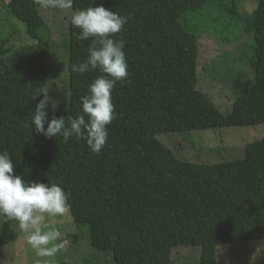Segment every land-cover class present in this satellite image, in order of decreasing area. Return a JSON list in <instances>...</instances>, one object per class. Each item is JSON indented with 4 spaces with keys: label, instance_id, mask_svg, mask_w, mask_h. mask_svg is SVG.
<instances>
[{
    "label": "trees",
    "instance_id": "1",
    "mask_svg": "<svg viewBox=\"0 0 264 264\" xmlns=\"http://www.w3.org/2000/svg\"><path fill=\"white\" fill-rule=\"evenodd\" d=\"M101 4L128 17L114 38L126 42L129 78L113 90L117 118L97 155L84 140L45 138L31 126L41 98L33 100L34 93L62 65L67 104L48 108V117L82 114L80 97L100 73L74 74L71 66L87 58L90 40L76 38L71 16L63 41L55 40L40 0H0L30 39L0 51V152L10 154L26 181L57 183L69 194L73 229L61 248L82 244L111 254V264H174V248L199 246L194 264H217L218 245L263 239L264 137L247 143L242 157L199 163L158 135L264 125V0L251 12L240 11L241 0H72V13ZM206 17V28L225 41L254 37V79L236 92L229 111L198 87L197 41ZM14 222L0 218V246L21 235Z\"/></svg>",
    "mask_w": 264,
    "mask_h": 264
},
{
    "label": "rangeland",
    "instance_id": "2",
    "mask_svg": "<svg viewBox=\"0 0 264 264\" xmlns=\"http://www.w3.org/2000/svg\"><path fill=\"white\" fill-rule=\"evenodd\" d=\"M7 1V0H5ZM256 0H241L240 11L251 12ZM40 10L51 28L53 37L62 42L67 31V22L71 9L45 7ZM2 13V14H1ZM3 15V16H2ZM215 14L213 13V16ZM211 18L206 17L202 31L198 38V87L204 91L223 111L231 110L236 92L254 79L250 57L255 45L253 34L248 32L241 42L247 48V56H240L237 44L223 40L216 32L209 31ZM2 38H4L2 40ZM25 24L7 11L6 5H0V51L8 52L23 44L29 43ZM62 63L65 64L63 61ZM64 65L58 67L56 78H49L47 88L49 95L56 100L57 107L67 104L65 94L67 78L61 73ZM49 109H52L49 106ZM158 138L181 158L192 162L215 163L223 160L242 157L246 144L264 137V125L235 126L211 128L205 130H189L177 132H161ZM63 218V219H61ZM19 237L16 241L0 246V264H36L39 259L35 251L27 243L16 222ZM48 228L59 230L58 243L66 247V235L73 229V217L69 213L66 217L51 218L46 221ZM68 247V246H67ZM201 248L199 246H179L173 249L174 264H194L199 260ZM90 255L99 256L97 260H87ZM58 256L66 258L73 264H111V254L92 251L85 245L70 246L61 250L50 260V264H59ZM217 264H264V238L245 240L229 245H218Z\"/></svg>",
    "mask_w": 264,
    "mask_h": 264
},
{
    "label": "clouds",
    "instance_id": "3",
    "mask_svg": "<svg viewBox=\"0 0 264 264\" xmlns=\"http://www.w3.org/2000/svg\"><path fill=\"white\" fill-rule=\"evenodd\" d=\"M45 7L71 9L72 0H40ZM71 25L79 29L78 40H90L87 58L73 63L71 71L84 75L99 71L90 84L88 94L80 97L82 114L65 118L48 117L49 106L54 110L57 101L40 87L33 100L41 97L32 113L31 126L45 138L61 137L64 142L75 138L84 140L92 153L100 154L108 141V125L117 118L112 93L117 83L125 84L129 78L125 40L118 37L128 17L100 6L74 10ZM46 126V127H45ZM69 194L57 183L26 181L17 175L15 165L7 151L0 152V218L15 221L26 234L27 243L39 258L36 264H50L46 258L61 250L60 232L47 228L46 221L66 217L70 213ZM66 259V258H65Z\"/></svg>",
    "mask_w": 264,
    "mask_h": 264
}]
</instances>
